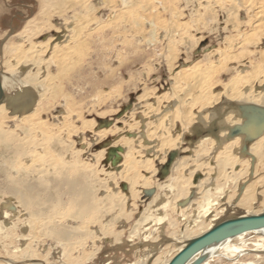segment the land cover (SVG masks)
Instances as JSON below:
<instances>
[{
	"label": "bare ground",
	"instance_id": "1",
	"mask_svg": "<svg viewBox=\"0 0 264 264\" xmlns=\"http://www.w3.org/2000/svg\"><path fill=\"white\" fill-rule=\"evenodd\" d=\"M233 1L236 3L235 6L244 8L247 13H252L256 6L253 5V0H249L248 4L244 3L246 5L241 1L229 0L230 3ZM88 2L89 0H80L79 4L85 7V3ZM43 5L46 6V0ZM231 11H235L234 8L228 9L227 13ZM38 15L44 16V10ZM251 18L256 20L258 17ZM93 19L89 20L93 21ZM87 22L85 21L86 24ZM238 24L234 25V28L238 27ZM34 26L35 23H28L27 27L19 32V37L22 40H28ZM238 33L240 34L237 37L240 40L237 41L236 46L239 45L242 48V53L231 54L230 51L235 48V45L231 43L235 41L229 40L224 49L215 51L218 54L216 66L210 61L207 68L201 71L199 64H193L179 70L174 78L172 77L174 82L170 93L156 97L155 108L151 109L149 106L147 108L150 112L157 114L161 109V105L159 106L161 101L167 103L173 101L167 104L166 108L162 107L155 122L147 124L141 135L137 133L138 135H134V138H120L113 146L111 145L112 149L118 148L117 145L120 146L115 153L120 163L117 164V160L114 165L110 162L109 170H101L103 178H100L96 169L91 168L92 166L88 163L77 164L81 162L79 150L70 152L71 149H69L66 155L67 160L65 161L64 158L62 159L65 162L61 160V151H66L64 147H68L63 139V134L69 133V130L65 131L67 127L62 128L65 114L60 123H56V131L52 133L50 127H45L47 124L43 125L44 127L41 126L42 129L32 126L33 123L29 121L27 115L30 112V115H33L30 118L39 115V113L35 114L38 110L34 104L29 110L23 111L22 114H26L20 117L19 121H26L27 132L33 133L30 134L32 148L39 146L49 152L51 150L46 146H59L62 150L57 151L58 159L46 157L49 154L47 151L43 153L44 158L38 155L39 152L33 154V158L40 160V164L37 168H31L32 170L24 168L25 171L31 172H28L31 174L30 182L23 187V190L30 192V195L24 196L22 187H16L18 181L24 176L21 175L15 180V177L23 170L19 167L18 159L28 152L25 150L26 146L20 144L24 142V138L20 140L13 135L12 131L8 134L6 130H2L0 146L2 171L9 172L6 171L9 168L15 174L14 179L10 177L12 185L3 189L14 194L16 199L11 198L14 200L13 205L2 208L1 218L6 220L12 215L13 220L8 219V223L3 221L2 224L0 222V233L7 237L8 233H11L10 229L16 230L20 233L17 242L24 243L23 241L34 238L32 233L40 232L43 222L44 236L53 240L46 252L61 254L63 263L92 264L96 251L94 240L107 241L109 236L113 239L115 221L120 219L119 222L123 223L121 220L127 216L124 212L125 203L138 199L142 192L147 191L146 195H151L153 191L150 194V190L146 189L153 185L155 191L136 221L138 232H132L130 236L131 239H137L140 235L138 242L132 245L135 249L134 259L126 264H168L190 239L202 235L219 222L241 217V214L242 216L263 214L264 210L253 212L246 208L252 204H264V64L235 69L234 75L221 90L212 92L214 82L210 84L213 75L219 71V67L223 69L228 61H240L244 52L246 54L251 52H248L245 47L257 44V34H248L244 31ZM73 38L69 36L68 40L67 38L66 41L64 40L65 42L55 44H58L57 47L62 44L69 47L70 40ZM20 46L13 45L10 49L17 56L16 68H9L7 74L0 69L1 89L4 96L0 103V115L5 114V105L12 107L14 102H19L29 92H25L27 95L17 94L20 90L17 89L23 84H30L32 76H23L25 73L23 60H26L35 50L29 47L26 51H22ZM259 53L263 55V52ZM210 55L212 52L204 55V60H208ZM20 64L21 76L18 72L14 73ZM64 68L66 69L65 65L62 69ZM20 77L23 79H19ZM24 90L25 88L21 89V92L23 93ZM11 92L16 95L13 93L12 96ZM93 124L94 122L90 123L89 128H92ZM137 125V123H123L128 130H135ZM176 127H179L180 131L173 135ZM116 132L102 130L95 134L98 140H102L107 134L112 135ZM40 136L43 138L41 143L38 138ZM183 140L186 146L192 148L182 147L181 151L178 150ZM149 144H152L151 150H148ZM100 147L102 148L94 155L97 163L104 156L107 142H103ZM3 148H7L5 152ZM36 149L38 151V148ZM159 150L163 151L159 161L161 163L165 162V156L168 158L174 152L172 150L176 152L168 168L162 169L164 176L167 177L157 182L156 178L154 179L156 169L153 167V161L144 155L148 151L156 155ZM28 153L27 155L30 156L31 153ZM4 158L9 161L4 162ZM141 172L146 175H141ZM116 176L120 181H125L126 186L123 185L125 193H119L117 190L118 183L114 179ZM108 181L111 182L108 183ZM142 189L145 190L142 191ZM11 199L6 200L7 203L11 202ZM234 208L238 209L237 216H231ZM163 224H167L171 229L169 233L172 239L169 238L172 241L171 244H165L169 240L164 231L159 228ZM154 226L159 227L154 228ZM178 226L181 227L178 228ZM180 236H182L181 240ZM120 240L111 241L110 244L114 247L112 251L121 250L124 247ZM129 241L132 240L129 239ZM24 244L16 249L19 258L22 259L19 263L29 264L25 261H35L31 257L36 252L30 243ZM127 247L131 246L127 244ZM87 248L90 252L86 251ZM175 252L176 254L172 255ZM73 254L74 257H72ZM197 259H201L199 264H264V228L250 230L212 245L195 254L186 264H192ZM14 261L7 260L9 263ZM30 264H48V262Z\"/></svg>",
	"mask_w": 264,
	"mask_h": 264
},
{
	"label": "rangeland",
	"instance_id": "2",
	"mask_svg": "<svg viewBox=\"0 0 264 264\" xmlns=\"http://www.w3.org/2000/svg\"><path fill=\"white\" fill-rule=\"evenodd\" d=\"M240 1L243 4L250 3L249 0H237L236 2ZM44 2L45 0H0V69L7 74L9 68L15 67L17 56L10 51L13 45H21L22 51H26L29 47L31 50H35L26 60H23V66H25L23 67L25 71L23 76H32L30 84H23L21 88L17 89H20L17 94L25 95L29 91L28 95L26 94L27 96L19 102H14L12 107L4 104L5 114L0 115V146L1 133L4 129L8 134L12 131L13 135L19 137L20 140L24 138V142L20 144L26 146L25 150L31 153L26 152V155L28 153L30 156L25 155L27 158L22 156L18 159L19 167L23 170L15 177L9 168L6 169L9 172L3 173L0 147V213L7 205H13L14 200L11 198L16 199L14 194L3 189L12 185L10 177L13 179L15 177L16 180L23 175L24 177L18 181L16 187H22V194L29 196L30 192L23 190V187L30 182L29 175L31 174L29 173L31 172L25 171L24 168H37L40 160L34 159L33 154L39 152L38 155L44 158L45 154L43 153L48 152L43 147L36 146L38 151L36 148H32L30 134L33 133L27 132L26 121H19L20 117L26 114H22L23 111L32 108L33 104L38 110L35 114L39 113L38 116L36 115L38 117L36 120V117L30 118L33 116L30 115L31 112L27 115L29 121L33 123V127L42 129L41 126L47 124L49 126L45 125V127H50L53 133L56 131V123H60L65 114L62 128L67 127L65 131L69 130L68 134H63L64 143L69 148L65 146L66 149H63L66 151H63L59 146H46L51 150L48 153L53 154L52 156L50 154L51 157L47 154L46 157L58 159L57 151L62 150L60 158L66 161L69 149H71L70 152L79 150L81 162L77 164L88 163L89 166H92L91 168L96 169L100 178H103L101 170H109L110 161L107 160V152L109 148H112L111 145L113 146L120 138H134V135H141L147 124L155 122L162 107L166 108V105L173 101L168 103L161 101L159 104L161 109L157 114L150 112L147 108V106L151 109L155 108L156 97L170 93L174 75L179 70H183L189 65L199 64L201 71H204L210 61L216 66L218 54L215 51L224 49L229 40L235 41L232 43L230 41V43L236 48H233L230 53L240 54L242 48L239 45L237 47L236 43L240 40L237 37L240 34L238 32L242 31L248 34H257V44L245 47L248 52L253 53L246 54L244 52L240 61H228L223 69L219 67V71L213 75V79L210 81V84L214 82L211 91L221 90L234 75L235 69L264 64V0H253V5L256 6L252 13H247L244 8L235 6V1L230 3L229 0H89L88 3H85V7L79 4L80 0H46V6L43 5ZM231 7L236 12L231 11L228 14L227 11ZM40 10H44L45 15L42 17L38 15ZM252 16L258 18L252 20ZM90 18H94L93 21L89 20ZM85 21H88L87 24ZM32 22L35 23L30 31L32 34L28 40H22L19 37V32H22L28 23ZM237 24L238 27L234 28ZM69 36L74 37L70 40L69 47L63 44L57 47L58 44L55 43L65 42ZM197 42L199 43L197 44ZM210 52L212 55L205 61L204 55ZM259 52H263V55L261 56ZM64 65L66 69H62ZM20 67L21 64L17 71H14V73L18 72L19 76L22 75L19 71ZM19 79H23V77ZM24 88L22 93L21 89ZM13 93L11 92L12 96ZM102 121H110V124L99 128V122ZM92 122H94L93 127L89 128ZM127 122L128 124L137 123L138 127L135 130H128L123 126V123ZM29 124L28 126H31ZM102 130L117 132L112 135L107 134L105 138L98 140L95 132ZM72 131H76V133H71ZM179 131L180 128L176 127L173 130V135ZM38 138L41 143L42 136ZM103 142H107V149L102 159L97 163L94 155L102 148L100 146ZM186 145L183 140L182 145L177 149L181 151L182 147H188ZM148 146V150H151L152 144ZM117 147L120 146L117 145ZM6 149L3 148L4 152ZM152 153L148 151L143 155L153 161V167L156 169L155 181H163L167 177L162 171L167 163V157L165 156V162L161 163L159 161L163 156V151L159 150L156 155ZM23 158L25 159L23 160ZM3 160L4 162L9 161L6 158ZM119 163L120 160L117 164ZM21 164H25L23 168ZM4 167L6 168V165ZM18 170L20 171V169ZM141 173V175H146L144 172ZM114 179L118 183L116 188L119 193H125L126 190H123V185L126 186L125 181H120L118 176ZM146 190L153 192L151 195H146L147 191L142 192L138 199L125 203L126 218L121 220L123 223L119 222L120 219L115 221L114 237H117L116 240L121 239L124 247L121 245L123 247L121 250L112 251L114 247L110 243L115 240L114 237L112 239V236H109L107 241L94 240L96 251L92 264H126L133 261L135 249L132 245L138 242L140 235L137 239H131L130 236H132V232H138L136 221L145 208V204L149 202L155 188L152 185ZM8 199H11V202L7 203ZM127 204L128 206H126ZM263 205L252 204L246 210L260 212L264 210ZM42 208L44 207L42 206ZM237 210L234 208L231 216H237ZM11 217L12 215L8 219L13 220ZM8 219L3 220L0 214L1 224L3 221L8 223ZM41 225L43 228L39 227L40 232L32 233L33 239L25 240L26 243L23 241L26 245L27 242L30 243L36 252L31 257L35 261L25 262L30 264L43 261L48 264H67L62 262L64 259L61 254L46 252L48 245L53 240L44 236L43 222ZM158 227L154 226V228ZM159 228L168 236L169 241H166L165 244H171L169 226L163 224ZM10 232L12 234L8 233L7 237L0 233V263L20 264L19 261L22 259L19 258L16 249L24 243L17 242V237L20 234L18 231L10 229ZM163 238L165 237L163 236ZM129 239L132 241L130 242ZM181 239L182 236H180ZM127 244L131 247H127ZM86 251L89 249L87 248ZM174 254L176 252L172 255ZM7 260L15 261L9 263Z\"/></svg>",
	"mask_w": 264,
	"mask_h": 264
},
{
	"label": "water",
	"instance_id": "3",
	"mask_svg": "<svg viewBox=\"0 0 264 264\" xmlns=\"http://www.w3.org/2000/svg\"><path fill=\"white\" fill-rule=\"evenodd\" d=\"M3 97L4 96L0 82V103L2 102ZM109 124L110 121L99 122V128L108 126ZM118 149L120 148H110L107 152V160H110L111 164L113 165L115 164L116 160L118 161L117 155L115 154ZM174 155L175 153L172 152L168 156L167 163L163 167L164 170L168 168L174 159ZM151 192L152 191H150V194ZM258 228H264V213L260 215H247L224 220L213 226L210 230L203 233L202 235L190 239L185 244V246L169 261L168 264H186L198 252L212 245L219 244L230 237ZM200 262L201 259H197L192 264H199Z\"/></svg>",
	"mask_w": 264,
	"mask_h": 264
},
{
	"label": "crops",
	"instance_id": "4",
	"mask_svg": "<svg viewBox=\"0 0 264 264\" xmlns=\"http://www.w3.org/2000/svg\"><path fill=\"white\" fill-rule=\"evenodd\" d=\"M25 67V66H24Z\"/></svg>",
	"mask_w": 264,
	"mask_h": 264
}]
</instances>
